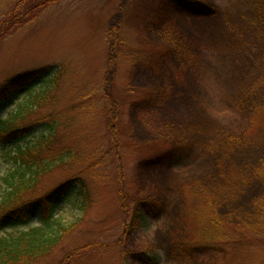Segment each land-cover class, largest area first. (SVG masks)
<instances>
[{
    "label": "rangeland",
    "instance_id": "rangeland-1",
    "mask_svg": "<svg viewBox=\"0 0 264 264\" xmlns=\"http://www.w3.org/2000/svg\"><path fill=\"white\" fill-rule=\"evenodd\" d=\"M204 1L216 14L171 0H0V84L57 66L31 118L58 119L56 149L78 160L108 153L85 211L75 191L53 195L72 230L31 264H264V0ZM11 154L0 148V197ZM80 167H51L24 200Z\"/></svg>",
    "mask_w": 264,
    "mask_h": 264
},
{
    "label": "trees",
    "instance_id": "trees-1",
    "mask_svg": "<svg viewBox=\"0 0 264 264\" xmlns=\"http://www.w3.org/2000/svg\"><path fill=\"white\" fill-rule=\"evenodd\" d=\"M171 1L175 8L190 16L216 14V8L204 0ZM23 15L29 16L27 12ZM51 69L52 66H47L22 72L0 84V148L11 147L14 159L13 169L3 178L5 189L0 197V264H31L52 253L63 234L72 230V225L67 227L55 216L51 198L54 194L60 196L65 191H75L80 200L79 209L85 211L91 201L89 182L99 181L95 171L97 166L105 163L103 156L108 154L101 149L91 161L78 160L71 148L56 149L57 129L61 126L58 119L49 118V115L36 117L35 120L31 118L35 109L47 101L51 88L58 83L61 70L57 66L53 72ZM42 82L41 91L32 93L34 86ZM23 92L26 94L23 102L9 111H2L3 105L11 104L13 97ZM41 126L40 133L32 137ZM113 128L111 126L110 129ZM169 152H174L173 148ZM59 164H67V167L81 164V167L49 193L24 200V195L35 188L39 178ZM132 211L133 217L139 218V210L134 207ZM35 218L37 223L34 225ZM21 225L24 229L18 232L6 231L8 227ZM134 255L143 260L147 258L142 252Z\"/></svg>",
    "mask_w": 264,
    "mask_h": 264
}]
</instances>
